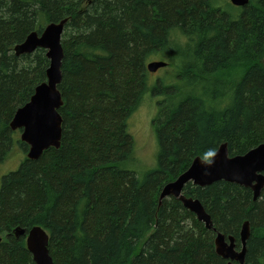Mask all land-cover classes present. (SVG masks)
Returning <instances> with one entry per match:
<instances>
[{
    "label": "trees",
    "instance_id": "obj_1",
    "mask_svg": "<svg viewBox=\"0 0 264 264\" xmlns=\"http://www.w3.org/2000/svg\"><path fill=\"white\" fill-rule=\"evenodd\" d=\"M218 1L0 0V163L16 144L26 153L2 176L0 264H36L26 236L14 233L34 225L49 232L55 264H227L216 235L234 236L241 249L246 220L245 264H264V188L255 200L234 182L187 183L210 229L180 199L160 202L163 186L195 157L210 159L223 142L230 155L264 142V0L243 9L227 2L230 10ZM64 18L62 144L31 159L10 123L46 81L50 61L44 48L16 55L14 47ZM177 37L185 41L175 47ZM158 52L182 58L178 84L160 78L154 92L184 90L162 100L158 166L139 177L124 167L135 148L128 119Z\"/></svg>",
    "mask_w": 264,
    "mask_h": 264
},
{
    "label": "water",
    "instance_id": "obj_2",
    "mask_svg": "<svg viewBox=\"0 0 264 264\" xmlns=\"http://www.w3.org/2000/svg\"><path fill=\"white\" fill-rule=\"evenodd\" d=\"M231 1L239 6L249 3V0ZM67 21L68 18H64L59 22H51L46 25L42 33L33 31L23 42L14 47L16 55L33 53L37 48H44L50 61L46 81L39 84L31 99L17 109L10 123L12 130H22L21 140L28 144L27 156L31 159H39L45 150L50 147L59 149L62 144V116L59 108L64 101L59 84L63 79L62 37ZM167 64L165 61H151L147 69L155 72ZM220 180L251 188L256 200L264 188V142L244 154L237 155H230L228 143L223 142L210 159L195 157L184 172L163 186L160 202L174 196L180 199L199 221L205 223L207 228H213L212 217L203 203L198 198L185 195L184 187L189 182L208 186ZM14 233L17 237L26 236L27 248L36 264H55L49 249L50 234L43 226L34 225L29 230L19 226ZM250 235L251 224L246 220L241 229L242 247L238 249L234 236L227 238L225 234L218 232L215 238L217 254L227 259V264H245L247 241ZM2 240L3 235L0 233V243Z\"/></svg>",
    "mask_w": 264,
    "mask_h": 264
},
{
    "label": "rangeland",
    "instance_id": "obj_3",
    "mask_svg": "<svg viewBox=\"0 0 264 264\" xmlns=\"http://www.w3.org/2000/svg\"><path fill=\"white\" fill-rule=\"evenodd\" d=\"M228 1L229 0H220L218 3L223 4L225 8L230 10V8L227 6ZM173 41L174 46L177 47L178 45H182L185 40L183 37H177L173 39ZM169 53L170 52H158L149 58V62L163 59L170 61V64L161 68L156 74L149 73L147 82L148 89L141 103L128 119V128L135 140V148L132 157H130L129 160L124 163V167L135 171L139 177H143L146 172L158 166L160 145L154 121L159 114L161 106L164 105L162 100H164V98L167 96L168 99L166 103H172L175 97H177V95L184 90L183 85H180L181 88L180 86H177V88H172L174 90L172 92L165 93V90L159 94H157L158 92H154V86L160 78L169 86L178 84V79L173 74H175V71L178 68L177 63L179 64L180 58H182V56L178 55L180 58L176 57V59L173 57V61H175V63H173ZM236 76L238 77V74H236L235 77ZM15 131L16 137L20 139L22 130L17 129ZM25 155V151L18 144L12 148L7 160L0 163V186L2 182V176L11 170L16 169Z\"/></svg>",
    "mask_w": 264,
    "mask_h": 264
},
{
    "label": "flooded vegetation",
    "instance_id": "obj_4",
    "mask_svg": "<svg viewBox=\"0 0 264 264\" xmlns=\"http://www.w3.org/2000/svg\"><path fill=\"white\" fill-rule=\"evenodd\" d=\"M228 4H232V5L236 6V7H238L239 9H243L244 6H245V5H244V6L235 5L234 3H232L231 0L228 1ZM157 61H159V60H157ZM161 61H165V62H167L168 64H167L166 66H168V65L170 64V61L163 60V59H161ZM166 66H164V67H166ZM161 68H163V67H161ZM161 68H159V69H158L157 71H155V72H150V73H154V74H156Z\"/></svg>",
    "mask_w": 264,
    "mask_h": 264
},
{
    "label": "clouds",
    "instance_id": "obj_5",
    "mask_svg": "<svg viewBox=\"0 0 264 264\" xmlns=\"http://www.w3.org/2000/svg\"><path fill=\"white\" fill-rule=\"evenodd\" d=\"M207 155H211V153L209 152Z\"/></svg>",
    "mask_w": 264,
    "mask_h": 264
},
{
    "label": "bare ground",
    "instance_id": "obj_6",
    "mask_svg": "<svg viewBox=\"0 0 264 264\" xmlns=\"http://www.w3.org/2000/svg\"><path fill=\"white\" fill-rule=\"evenodd\" d=\"M229 237V236H228Z\"/></svg>",
    "mask_w": 264,
    "mask_h": 264
}]
</instances>
